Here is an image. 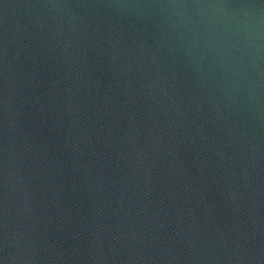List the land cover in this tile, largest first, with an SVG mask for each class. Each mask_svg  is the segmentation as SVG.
I'll use <instances>...</instances> for the list:
<instances>
[{"label":"water","instance_id":"obj_1","mask_svg":"<svg viewBox=\"0 0 264 264\" xmlns=\"http://www.w3.org/2000/svg\"><path fill=\"white\" fill-rule=\"evenodd\" d=\"M0 264H264V0H0Z\"/></svg>","mask_w":264,"mask_h":264}]
</instances>
